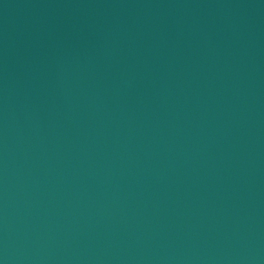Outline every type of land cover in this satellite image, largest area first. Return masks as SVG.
I'll use <instances>...</instances> for the list:
<instances>
[{"label":"water","instance_id":"1","mask_svg":"<svg viewBox=\"0 0 264 264\" xmlns=\"http://www.w3.org/2000/svg\"><path fill=\"white\" fill-rule=\"evenodd\" d=\"M0 264H264V0H0Z\"/></svg>","mask_w":264,"mask_h":264}]
</instances>
